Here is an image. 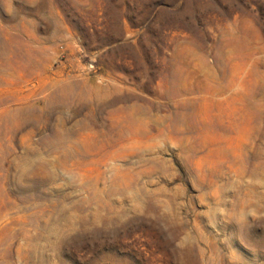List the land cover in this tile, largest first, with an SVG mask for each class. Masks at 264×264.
I'll return each instance as SVG.
<instances>
[{"label":"rangeland","instance_id":"rangeland-1","mask_svg":"<svg viewBox=\"0 0 264 264\" xmlns=\"http://www.w3.org/2000/svg\"><path fill=\"white\" fill-rule=\"evenodd\" d=\"M0 264H264V0H0Z\"/></svg>","mask_w":264,"mask_h":264}]
</instances>
